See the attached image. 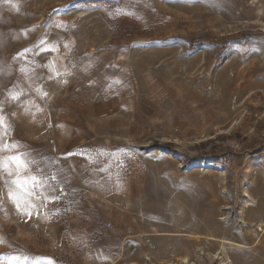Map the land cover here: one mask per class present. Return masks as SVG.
Listing matches in <instances>:
<instances>
[{
    "label": "rangeland",
    "instance_id": "374dc122",
    "mask_svg": "<svg viewBox=\"0 0 264 264\" xmlns=\"http://www.w3.org/2000/svg\"><path fill=\"white\" fill-rule=\"evenodd\" d=\"M0 110V264H264V0H0Z\"/></svg>",
    "mask_w": 264,
    "mask_h": 264
},
{
    "label": "snow or ice",
    "instance_id": "6c2138e0",
    "mask_svg": "<svg viewBox=\"0 0 264 264\" xmlns=\"http://www.w3.org/2000/svg\"><path fill=\"white\" fill-rule=\"evenodd\" d=\"M16 98V96H13V99ZM0 129H3L5 135L7 134L8 125L5 123L2 115H0ZM3 147L9 149L17 148L19 146L13 143L12 145L5 144ZM24 157L25 154L23 153L8 157L7 160L0 162V168L7 172L9 176H12L13 169L9 168L8 161H11L14 164L15 178L10 182L8 195L19 212L31 216L29 209L35 206L32 203V199L34 197L39 198L42 194L40 190L47 187V184L46 180L40 178V175L33 174L30 171V166L35 164V161L26 160ZM39 172L42 174V170H39ZM51 179L54 180L55 177H51ZM5 183L9 184L8 181H5ZM9 260L10 264H28L27 257L13 256L10 257ZM34 264H41V261L36 260L34 261ZM43 264H52V261L45 258Z\"/></svg>",
    "mask_w": 264,
    "mask_h": 264
},
{
    "label": "bare ground",
    "instance_id": "6f19581e",
    "mask_svg": "<svg viewBox=\"0 0 264 264\" xmlns=\"http://www.w3.org/2000/svg\"><path fill=\"white\" fill-rule=\"evenodd\" d=\"M247 204H249V203H247ZM250 205H251V204H249L248 206H250ZM257 224H258V223H257ZM257 224H254V223H253L252 226H256ZM258 227H259V228H258V231H259V232H264L263 224H259ZM249 230H250V229H249ZM249 232H252V230H250ZM238 245H239V244H238ZM239 246H240V245H239ZM184 262L187 263V260L185 259Z\"/></svg>",
    "mask_w": 264,
    "mask_h": 264
}]
</instances>
